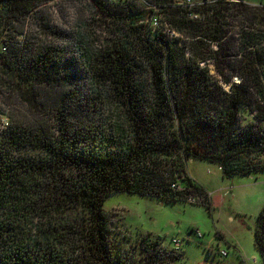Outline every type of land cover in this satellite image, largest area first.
<instances>
[{
    "label": "trees",
    "instance_id": "trees-1",
    "mask_svg": "<svg viewBox=\"0 0 264 264\" xmlns=\"http://www.w3.org/2000/svg\"><path fill=\"white\" fill-rule=\"evenodd\" d=\"M50 1L0 0V37ZM177 1L89 0L106 35L96 41L81 29L72 46L5 35L0 264L183 261L180 249L166 252L150 234L134 242L121 235L105 199L125 192L190 203L196 196L211 209L189 160L216 163L225 178L264 173V6ZM231 8L249 21L236 34L226 23ZM182 175L186 189L174 190ZM254 246L264 264V205Z\"/></svg>",
    "mask_w": 264,
    "mask_h": 264
},
{
    "label": "rangeland",
    "instance_id": "rangeland-1",
    "mask_svg": "<svg viewBox=\"0 0 264 264\" xmlns=\"http://www.w3.org/2000/svg\"><path fill=\"white\" fill-rule=\"evenodd\" d=\"M230 1L231 6L239 2ZM243 1L264 6V0ZM147 5L156 6L154 3ZM241 11L246 12L243 8ZM226 15L230 33L236 34L241 27L249 26L245 15L237 13L236 9H229ZM247 15H254V12ZM81 29L97 41L106 35L105 18L96 12L89 0H53L15 22L12 31L7 30L5 35L15 36L19 44L32 43L38 38V43L47 40L71 43L72 46L75 42L72 38ZM52 30H57L59 35L53 34ZM5 35L0 37L1 52L7 51ZM210 70L212 75L216 74L214 68ZM234 79L241 81L239 76ZM15 100L20 104V99ZM7 123L8 118L3 116L1 124ZM187 171L209 194L211 209L201 204L203 197H199L201 202L188 203L119 192L111 194L104 202V208L113 213V228L132 241L150 234L169 253L175 251L173 239H179L184 260L171 261V264H260L254 246V230L257 215L264 205V173L225 178L218 164L199 159L189 160ZM137 251L136 256H141L142 253ZM221 251L227 254L222 256Z\"/></svg>",
    "mask_w": 264,
    "mask_h": 264
},
{
    "label": "built area",
    "instance_id": "built-area-1",
    "mask_svg": "<svg viewBox=\"0 0 264 264\" xmlns=\"http://www.w3.org/2000/svg\"><path fill=\"white\" fill-rule=\"evenodd\" d=\"M211 1V0H209ZM202 2H199V3H196L194 2L193 0H181V1H177V4L180 5V6H183V7H193V6H197V5H200L202 4ZM152 7V6H151ZM153 8L155 10H158V6H153ZM190 16L192 18H201L203 16V14H190ZM151 23L154 25V26H158L160 24V20H159V17L158 16H154ZM175 32L174 31H171V34L173 35ZM184 175L182 176H178V180L176 182H173L171 184V187L174 189V190H184L186 189V187L184 186ZM190 203H195L197 201H200V198L199 197H196V196H191V198H189L188 200ZM198 232V231H197ZM199 233V232H198ZM200 235V233H199ZM173 243L175 244V248L176 250H179V247H180V241L179 239H173ZM222 256H225L227 253L225 251H221L220 253Z\"/></svg>",
    "mask_w": 264,
    "mask_h": 264
},
{
    "label": "crops",
    "instance_id": "crops-1",
    "mask_svg": "<svg viewBox=\"0 0 264 264\" xmlns=\"http://www.w3.org/2000/svg\"><path fill=\"white\" fill-rule=\"evenodd\" d=\"M254 3H256V2H251V5H257V4H254ZM188 174L192 177V175L188 172ZM197 183H199L198 182V180L197 179H195L194 177H192ZM200 184V183H199ZM201 185V184H200ZM209 195V194H208Z\"/></svg>",
    "mask_w": 264,
    "mask_h": 264
}]
</instances>
